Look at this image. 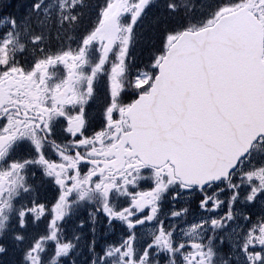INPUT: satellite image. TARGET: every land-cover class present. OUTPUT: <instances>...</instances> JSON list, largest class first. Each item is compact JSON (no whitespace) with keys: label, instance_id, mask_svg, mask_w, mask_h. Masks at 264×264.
Listing matches in <instances>:
<instances>
[{"label":"snow or ice","instance_id":"1","mask_svg":"<svg viewBox=\"0 0 264 264\" xmlns=\"http://www.w3.org/2000/svg\"><path fill=\"white\" fill-rule=\"evenodd\" d=\"M0 264H264V0H0Z\"/></svg>","mask_w":264,"mask_h":264}]
</instances>
